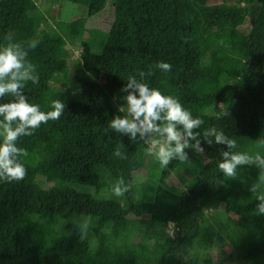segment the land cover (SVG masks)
Wrapping results in <instances>:
<instances>
[{
  "label": "trees",
  "instance_id": "16d2710c",
  "mask_svg": "<svg viewBox=\"0 0 264 264\" xmlns=\"http://www.w3.org/2000/svg\"><path fill=\"white\" fill-rule=\"evenodd\" d=\"M43 1L60 0H0V47L9 32L15 43L38 41L27 49L39 76L25 84L29 102L45 112L55 100L65 104L58 120L19 139L28 152L25 179L0 181V264H213L211 252L225 246L231 252L218 264H264V215L249 191L259 169L224 177L218 164L227 146L203 136L215 126L236 139L234 151L264 155L256 146L264 140V0H65L88 15L53 26ZM109 2L110 28L88 29ZM78 41L83 53L70 64L67 46ZM162 61L170 72L156 67ZM140 71H151L150 87L204 121L195 131L205 151H188L184 190L168 184L184 163L178 160L156 179L150 171L148 181L135 179L151 165L147 146L109 128L124 114L122 87ZM117 146L126 159L114 155ZM120 178L128 191L116 197Z\"/></svg>",
  "mask_w": 264,
  "mask_h": 264
},
{
  "label": "clouds",
  "instance_id": "9594fccd",
  "mask_svg": "<svg viewBox=\"0 0 264 264\" xmlns=\"http://www.w3.org/2000/svg\"><path fill=\"white\" fill-rule=\"evenodd\" d=\"M5 40L7 44L0 47V137H3L0 142V181L11 183L22 181L27 175L21 158L26 157L28 152L17 146L19 139L33 135L41 124L58 120L65 110V104L55 100L51 105L53 110L45 112L38 104L29 102L24 92L25 84L29 81L37 84L39 76L36 66L28 59L27 49H35L38 41L27 42L26 46L15 43L11 32ZM156 67L164 72L172 69L171 64L163 61ZM150 75L151 71H140L128 77L127 83L121 89L125 93L123 100L126 107H120L119 112L124 114L115 115L109 122V128L127 136L131 143L142 141L147 146V154L154 156L165 168L173 160H189L186 149L203 155L205 149L201 143V134L195 130L204 121L199 117L194 118L179 98L164 95L159 89L150 87L145 82ZM9 95L13 99L3 102ZM203 136L208 145L215 143L227 146L228 150L221 151L222 159L218 164L224 177L236 179L239 169L244 166H255L259 169L258 178L249 191L258 201L256 214L264 215V155L260 151L251 154L234 151L238 147L236 139L230 138L215 126L206 129ZM256 146L264 149V140H259ZM114 155L126 159L120 146H117ZM127 191L128 187L123 178L112 186V193L116 197L123 196ZM170 226L173 230L170 236L173 237L174 224L169 223Z\"/></svg>",
  "mask_w": 264,
  "mask_h": 264
},
{
  "label": "rangeland",
  "instance_id": "374dc122",
  "mask_svg": "<svg viewBox=\"0 0 264 264\" xmlns=\"http://www.w3.org/2000/svg\"><path fill=\"white\" fill-rule=\"evenodd\" d=\"M39 7H40V11L43 12L45 17L47 18V22L51 24L52 26L57 24V22H60L61 20L72 22L82 17L85 18L88 15L87 9L85 7L71 5L67 3L65 0H60L56 2L43 1L39 3ZM113 18H114V12L109 2L106 8L101 13L89 19L88 29H99L103 31L108 30L110 28V23L113 21ZM41 27L44 28L45 24H42ZM241 30L244 33H247L250 30V19H247V21L241 27ZM89 37H90V33L88 30L87 32H85L84 38L85 40H87V39H90ZM90 41L91 39L89 40V42ZM67 51L69 52L68 61L71 64L72 61L80 58L83 53L82 41H78L75 46L68 45ZM108 82H109L108 75L103 73L100 77L99 83L101 85H106L108 84ZM186 150L187 152L192 151V149H186ZM188 153H189V160H190L191 154L190 152ZM147 158H148L147 163L151 165H148V167L141 170L139 173H136L135 179L138 178L139 182H141V180L142 181L149 180V177H148L149 171L152 174V177L156 179L158 175H160V173L164 169V167L160 165L159 161L154 156L148 154ZM189 160L184 161L180 170L176 174L174 173L171 179H168L169 185L176 186L183 190L185 189L186 185L184 183V179L181 178V176L183 177L186 173L189 172L188 166H187ZM40 181H41V184L47 189L53 188L55 186L54 181L43 180V179H41ZM223 209L224 208H221V210ZM167 228L172 233V230L169 227V225L167 226ZM151 235L155 236L156 232H152ZM170 239L171 238L168 237V239L166 240V243H168ZM230 252H231V248L229 246H225L223 248H215L210 254L211 258L213 259V264H218V262H220L223 258H225Z\"/></svg>",
  "mask_w": 264,
  "mask_h": 264
},
{
  "label": "built area",
  "instance_id": "2783aa9c",
  "mask_svg": "<svg viewBox=\"0 0 264 264\" xmlns=\"http://www.w3.org/2000/svg\"><path fill=\"white\" fill-rule=\"evenodd\" d=\"M170 228H171V230H172V226H170ZM172 231H173V230H172ZM166 232H167V234H169V235L172 234L168 228L166 229Z\"/></svg>",
  "mask_w": 264,
  "mask_h": 264
}]
</instances>
